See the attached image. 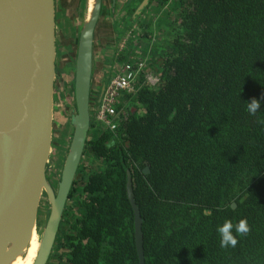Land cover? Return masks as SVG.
<instances>
[{"label": "trees", "instance_id": "obj_1", "mask_svg": "<svg viewBox=\"0 0 264 264\" xmlns=\"http://www.w3.org/2000/svg\"><path fill=\"white\" fill-rule=\"evenodd\" d=\"M141 2L125 1L129 43L109 60H143L160 82L140 73L119 94L115 129L91 122L47 264H139L127 171L144 264H264V0H149L134 15ZM226 220L235 247H221Z\"/></svg>", "mask_w": 264, "mask_h": 264}, {"label": "water", "instance_id": "obj_2", "mask_svg": "<svg viewBox=\"0 0 264 264\" xmlns=\"http://www.w3.org/2000/svg\"><path fill=\"white\" fill-rule=\"evenodd\" d=\"M148 1L142 0L134 15ZM89 5L79 21L70 85L73 105L61 137V168L55 182L47 166L54 140L56 2L0 0V264H14L23 257L34 231L39 235V247L32 264H47L52 253L91 122L108 81L99 84L91 106L94 35L102 0H90ZM126 189L134 213L139 264H144L142 218L129 171ZM43 197L48 212L37 230Z\"/></svg>", "mask_w": 264, "mask_h": 264}, {"label": "rangeland", "instance_id": "obj_3", "mask_svg": "<svg viewBox=\"0 0 264 264\" xmlns=\"http://www.w3.org/2000/svg\"><path fill=\"white\" fill-rule=\"evenodd\" d=\"M122 2L123 0H118L117 7L112 15H110L108 11L103 9L102 15H100L101 18H99L101 19L99 23V33H101V35L99 36V38H101L102 36V40L100 41V45H98L99 42L96 47L94 45V56L96 64L92 89L94 98L98 91L99 84H101L105 79H109L110 76H112L118 68L117 66L114 68V70H110L111 66L105 62V57L109 59V57H111L115 52V48H120L125 44L127 37H130L129 31H120L122 22L118 25L117 30H114L113 28V23L119 21L120 16L124 15V13L119 11V5H121ZM102 4L103 7L109 8V0H102ZM156 4L157 3L155 1L153 2L152 6H155ZM56 5V43L58 46L56 45V94L53 124L54 140L50 160L47 166L48 175L50 179L55 182L59 178L61 168V150L63 145L61 142V137L63 138L65 127L67 125V115L69 113V108L71 105H73V91L70 85L74 71L73 65L77 35L79 30V21L82 18L83 14L87 12L88 0H57ZM154 12V9H149L147 11L148 14H152ZM133 26L135 27L136 25L134 24ZM140 42V39L134 38L132 46L135 52H140V47L144 46ZM150 52L151 51H148V53ZM141 54L144 55V51H141ZM143 62L144 65H146V62ZM146 72L150 74L149 80H152L155 85H158L160 82L158 75L153 74L151 70H147ZM93 103L94 102L92 101L91 106L93 105ZM39 209V225L37 230L41 229V226L45 221L46 214L48 212V204L45 197L42 198Z\"/></svg>", "mask_w": 264, "mask_h": 264}, {"label": "built area", "instance_id": "obj_4", "mask_svg": "<svg viewBox=\"0 0 264 264\" xmlns=\"http://www.w3.org/2000/svg\"><path fill=\"white\" fill-rule=\"evenodd\" d=\"M143 60H139L135 63L127 62L117 68L115 73L108 79L103 96L100 101L99 109L96 113L95 120L100 124L108 126L110 129L116 127V110L115 103L119 99V94L122 91L131 90L133 83L139 77L140 73H143V78L154 86L152 80H149V73L143 72L144 68ZM140 78H138L139 80Z\"/></svg>", "mask_w": 264, "mask_h": 264}, {"label": "clouds", "instance_id": "obj_5", "mask_svg": "<svg viewBox=\"0 0 264 264\" xmlns=\"http://www.w3.org/2000/svg\"><path fill=\"white\" fill-rule=\"evenodd\" d=\"M247 112L249 115H256L259 111L261 104L257 99H252L247 103ZM204 216H211L212 212L209 209L203 211ZM234 225L231 221L226 220L222 226H220L217 231L220 235L221 247H235L237 244V239L233 234ZM249 226L246 219H241L237 225H235V231L239 234H247L249 232Z\"/></svg>", "mask_w": 264, "mask_h": 264}, {"label": "flooded vegetation", "instance_id": "obj_6", "mask_svg": "<svg viewBox=\"0 0 264 264\" xmlns=\"http://www.w3.org/2000/svg\"><path fill=\"white\" fill-rule=\"evenodd\" d=\"M125 1H126V0H123L122 4L119 5V11L122 12V13H124V15L120 16V20H119V21L113 23V28H114V30H117V29H118V25H119L122 21L125 22V18H124V17L126 16V11L123 9V6H124ZM55 2L57 3V0H55ZM117 2H118V0H109V8H105V7H103V4H102L101 15H102L103 9L106 10V11H108V13H109L110 15H112V14L114 13L116 7H117V4H118ZM56 6H57V5H56ZM138 6H139V5H138ZM138 6H137V7H138ZM137 7L135 8L134 12L136 11ZM56 12H57V11H56ZM56 14H57V13H56ZM56 16H57V15H56ZM100 18H101V17H100ZM123 18H124V19H123ZM100 20H101V19H99V21H98V25H97V27H96L95 35H94V45H95V47L97 46L98 42H99L98 45H100V43H101L100 41L102 40V36H101V38H99V36L101 35V33H99V30H100V28H99ZM56 23H57V19H56ZM102 29H104V28H102ZM129 32H130V31H129ZM130 34H131V33H130ZM97 35H98V36H97ZM56 37H57V30H56ZM128 38H129V36L127 37V40H126V42H125L124 45H122L120 48H115V52H114L113 55H112L114 58H115L116 56H118V54H120L122 51L126 50L127 45H128V43H129ZM98 40H99V41H98ZM56 45H57V43H56ZM57 46H58V45H57ZM95 47H94V48H95ZM100 49H101V46H100ZM100 51H101V50H100ZM94 57H95V56H94ZM106 60H107V61H106ZM105 62L108 63V64L111 66L110 70H111V69L114 70L115 67H117V66H118V67L121 66V65H119V64L117 63V61H115V60H111V61H110V60L107 59L106 57H105ZM101 67H102V62H101Z\"/></svg>", "mask_w": 264, "mask_h": 264}, {"label": "bare ground", "instance_id": "obj_7", "mask_svg": "<svg viewBox=\"0 0 264 264\" xmlns=\"http://www.w3.org/2000/svg\"><path fill=\"white\" fill-rule=\"evenodd\" d=\"M89 2H90V0H88V8L90 6ZM74 60H75V58H74ZM144 72H146V71H144ZM152 86H154V85H152ZM133 89H134V85H133L131 90H133ZM39 211H40V209H39ZM39 211H38V219H39V214H40ZM38 247H39V235H38V233H36L34 231V233L32 235V238L30 240V243L28 245V248H27V250L25 252V255L23 257L18 258L14 264H32L34 259H35V257H36V254H37V251H38Z\"/></svg>", "mask_w": 264, "mask_h": 264}, {"label": "crops", "instance_id": "obj_8", "mask_svg": "<svg viewBox=\"0 0 264 264\" xmlns=\"http://www.w3.org/2000/svg\"><path fill=\"white\" fill-rule=\"evenodd\" d=\"M95 65H96V64H95V57H94V67H93V80H94V77H95V76H94V71H95ZM154 87H156V86H154Z\"/></svg>", "mask_w": 264, "mask_h": 264}]
</instances>
